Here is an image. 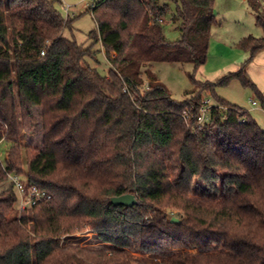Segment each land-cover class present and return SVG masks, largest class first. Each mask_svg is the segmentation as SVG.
I'll return each instance as SVG.
<instances>
[{"label": "trees", "instance_id": "1", "mask_svg": "<svg viewBox=\"0 0 264 264\" xmlns=\"http://www.w3.org/2000/svg\"><path fill=\"white\" fill-rule=\"evenodd\" d=\"M215 2L100 0L85 48L64 37L71 19L55 1L0 0V143L11 144L0 185L5 166L52 196L19 212L14 186L0 192V264H168L177 252L180 262L264 264V130L215 94L239 80L264 109L246 70L264 37L242 38L236 48L249 59L240 69L216 82L193 77L183 101L153 72L158 63L206 64ZM168 17L179 22L174 42ZM257 24L264 30L260 14ZM98 44L107 75L91 63ZM205 94L218 107L197 126ZM24 130L40 131V146L23 149ZM125 194L138 203H111ZM83 233L104 246L77 242Z\"/></svg>", "mask_w": 264, "mask_h": 264}, {"label": "rangeland", "instance_id": "2", "mask_svg": "<svg viewBox=\"0 0 264 264\" xmlns=\"http://www.w3.org/2000/svg\"><path fill=\"white\" fill-rule=\"evenodd\" d=\"M55 1V7L61 12L64 19H71L70 26L65 27L63 35L65 38L76 40L79 44L85 48L89 47L92 40L89 39V33L97 29L96 22L92 15L91 6L93 3H97L100 0H53ZM166 3L167 0H162ZM243 4L242 0H216V8L220 10V14L217 17L219 21V27L224 26L226 30L223 35L232 34V29L238 25L240 28L246 31L247 35H252L258 38L264 37V30L257 24V18L259 14L264 17V0L258 1L257 8L249 7L248 16L244 19L235 18L232 16V6ZM245 4V3H244ZM65 6H69V11L66 12ZM174 9V5H172ZM249 6V5H248ZM233 12V13H232ZM165 36L170 42H174L180 39V32L178 31L179 22L173 21L170 17L166 19ZM231 30V31H227ZM216 38H218L216 36ZM226 45V44H224ZM229 46V47H228ZM96 49L100 50L96 56V61H91L94 67H97L103 75H107L110 70V63L107 61V57L102 50L100 44L96 45ZM234 49H237L236 46ZM239 51L230 49V45L227 47L222 46L219 42L212 41L209 49L208 60L205 65L196 69L193 64H171V63H158L153 67V72L159 77V79L168 87L172 97L175 100L183 101L190 97L189 92L193 90L194 84L192 78L198 82L212 81L216 82L220 78L240 69V67L249 59V54H246L245 60L237 62L233 59ZM263 50L259 51L253 58V60L247 65L246 70L249 78L257 86L259 91L264 95V57L255 61L257 55ZM115 57L116 52L111 54ZM236 62V64H234ZM253 63L255 68L253 69V77L248 72V67ZM143 77L147 79V76L143 74ZM255 77V79H254ZM215 94L217 97L227 101L229 104L237 105L248 111L251 117L259 124L261 129L264 130V109L259 99L255 96L253 90L250 87H245L239 80H232L228 84L219 85L215 88ZM204 98H210L212 96L208 94L203 95ZM255 100L257 106L253 107L251 101ZM214 101V100H213ZM215 102V101H214ZM38 114L40 111L38 110ZM21 145L24 149L27 146H40L41 144V132L35 133L22 131ZM11 144L8 142L0 143V161L4 162ZM8 186V182L0 185V192H2ZM79 243L88 244L95 248H101L104 245L101 243L100 238L92 233H83L77 235ZM180 252H177L171 258H169L168 264H205L199 260L195 255L187 259V261L180 262ZM143 264H149L143 262Z\"/></svg>", "mask_w": 264, "mask_h": 264}, {"label": "built area", "instance_id": "3", "mask_svg": "<svg viewBox=\"0 0 264 264\" xmlns=\"http://www.w3.org/2000/svg\"><path fill=\"white\" fill-rule=\"evenodd\" d=\"M260 1V0H258ZM264 8V5L262 6ZM66 12L69 11V6L64 7ZM95 8V3L92 4L91 9ZM162 22V21H161ZM41 55H45V50L41 52ZM127 91V89L125 90ZM253 106H257L255 100L251 101ZM218 107V105L210 98H204L201 104L200 112L197 117V126H203L210 118V111L212 108ZM185 119H190V114H184ZM4 167V171L7 176V182L12 184L17 194V209L19 212H26L32 210L38 204L50 200L51 194L47 191L40 190L36 186L27 185L25 180L13 171H9Z\"/></svg>", "mask_w": 264, "mask_h": 264}, {"label": "crops", "instance_id": "4", "mask_svg": "<svg viewBox=\"0 0 264 264\" xmlns=\"http://www.w3.org/2000/svg\"><path fill=\"white\" fill-rule=\"evenodd\" d=\"M242 3L243 4H240V5L237 4V5L231 7L233 9V12H234V13L232 12L233 13L232 14L233 17L239 18V19L247 18V16H248V12L247 11H248V9L250 7V6H248L249 5L248 0H242ZM220 12L221 11L216 8L217 17L219 16ZM223 29H225L224 26H221V27L216 26V27L213 28L211 42L212 41L219 42L224 47H227V45H230V49L233 47V50H236V51H239L237 49H234L236 44L242 38L250 36V35H247L246 31L243 30L242 28H240L239 25L236 28H233L232 31L231 30H227V31H231L232 32V34H229L228 36L227 35H225V36L223 35V32L226 31V30H223ZM216 36L218 38H216ZM211 42H210V45H211ZM224 44H226V45H224ZM242 51L243 50H240V52H238L236 54V56L234 57V59H233V62L234 61H236V62L238 61L237 65L239 64V62H242L247 57L246 54L243 53ZM262 57H264V51H262L261 53H259L257 55V57L255 59L256 63H257L258 59H260ZM236 62L234 64H236ZM254 68H255V65H253V63L248 67V72H249V74L252 77H253V69ZM254 79H255V77H254ZM253 107H256V106H253Z\"/></svg>", "mask_w": 264, "mask_h": 264}, {"label": "water", "instance_id": "5", "mask_svg": "<svg viewBox=\"0 0 264 264\" xmlns=\"http://www.w3.org/2000/svg\"><path fill=\"white\" fill-rule=\"evenodd\" d=\"M111 203L115 206L133 207L138 203L137 197L134 194H125L118 197H113ZM171 222H179V219L173 217Z\"/></svg>", "mask_w": 264, "mask_h": 264}]
</instances>
